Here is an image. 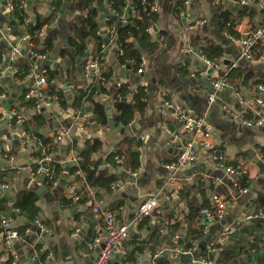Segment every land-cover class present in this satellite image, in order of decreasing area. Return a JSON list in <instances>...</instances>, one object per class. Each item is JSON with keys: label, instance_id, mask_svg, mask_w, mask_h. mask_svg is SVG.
Segmentation results:
<instances>
[{"label": "crops", "instance_id": "1", "mask_svg": "<svg viewBox=\"0 0 264 264\" xmlns=\"http://www.w3.org/2000/svg\"><path fill=\"white\" fill-rule=\"evenodd\" d=\"M54 1L57 0H27L23 6L28 14L27 22H31L37 13L49 15L54 9ZM62 1L61 10L66 12L71 0ZM128 1L133 7V0ZM154 1L158 4L157 19L150 28V33L154 40H159V36L164 35V43L153 53L142 50L140 66L144 70L139 73L136 67L120 62L117 42L108 39L110 22L115 19L111 12V0H95L94 5L98 10L96 19L101 29L99 33L103 35L105 42L100 61L102 71L108 74L110 86L117 82L128 85L126 100L129 102L133 101L137 87L143 86L147 93V106L143 111H137L129 124L118 125L113 120L116 113L113 99L105 103L99 95L100 101L107 107L110 122L105 125L97 123L90 103L87 102L84 107L91 113V125L81 131L71 127L70 119L76 107L74 100L77 88L95 83V80L85 79L82 74V65L87 57H96L95 42H89L85 57H77L74 79L66 71L68 56L61 54L64 49L75 53L74 48L69 45L66 21L58 25L59 35L54 40L53 48L44 53L46 57L35 60L26 55L23 47L26 37L30 35L26 26L13 25L10 0H0V66L6 63L13 45L20 44L23 54L18 57L15 66H32L31 73L25 78L10 71L1 78L0 94L5 93L7 96L2 104L19 108L26 114L28 122L37 113L46 121L44 125L27 130L26 126L14 123L0 126L3 133L0 146L9 155H0V171L3 181L9 185L7 189L0 191V199L6 197L11 206L20 191L34 190L39 195L38 217L50 230L40 233L36 225H33L34 220L30 221L18 208L13 215L14 225L19 227L32 224L31 234L28 235L31 236L32 243L36 244L35 248L47 251L46 257L49 256L52 261L60 264H90L95 258L96 251L92 248V242L97 234L94 224L98 219L91 210L92 200L101 202L103 208L115 209L122 206L120 215L125 220H130L145 198L155 194L173 173L166 165L173 163L179 153L180 141L176 135L187 138L189 133L184 132V126L176 117L174 109L165 107L163 101L168 99L197 112L205 111L211 80L218 72L203 62L200 52L202 47L211 43L220 45L222 55L226 58L224 68L228 67L229 60L236 59L241 52L240 44L230 38V33L221 29L222 13H230L235 30L231 34L235 36L264 24L263 1L253 0L240 5L235 0H190L188 4L183 2L178 13L175 9H178L180 0ZM73 17L76 14L70 13L68 16L69 20ZM61 19L67 20L63 17ZM50 27L43 28L41 40L50 31ZM254 55L253 61H241L237 68L240 75H233L230 79L234 87L222 91L209 111L214 128L213 143L222 149L230 163L242 164L247 168L249 192L239 195L232 186V177L218 168L207 158L205 151L200 149L197 161L177 171L174 181L166 186V191L173 196L174 202L164 205L160 215L161 226L151 218L132 226L126 241V251L132 264H152L154 255L163 248L167 250L158 257L157 264H200L197 259L206 253V247L211 242L218 247L211 256L214 264H264V216L245 219L248 213L264 212V163L257 161L258 151H264V127H246L231 114V110L239 108L236 89L244 98L249 99V106H253L250 110L258 107L253 98L264 96L258 88V84H264L260 82L264 79V43ZM45 68L57 72L53 84L63 90L66 104L61 103L58 108L54 106L49 110L33 111L26 105L24 93ZM223 104L228 105V111L223 109ZM62 128H71L73 139L70 142L66 139L55 149V158L65 167V171L55 183L48 184L44 171H32L31 156L36 152L37 144L34 141L23 143V137L29 131L45 140ZM126 136L136 139L131 146L140 151L141 165L138 169L123 165L110 168V172L115 173L118 180L110 192L101 193V199L97 188L86 184L84 179L78 180L74 175L67 174L69 166L74 164L71 162L72 154L88 138H99L103 142L102 150L94 156L98 158L114 151L116 144ZM109 166L105 162L100 165L107 169ZM215 189H219L225 196L238 197L230 200L225 218L212 221L204 232L200 225V213L203 208L213 205L211 194ZM188 191L199 202H204V207L193 216H190V208L184 197ZM76 192H84L86 195L80 201H75ZM12 210L14 208L9 212ZM76 228L81 229L77 235L74 234ZM195 239L198 248L193 254H181L174 258L172 249L175 246L185 249ZM255 242L259 249L251 248ZM29 247L25 242L7 243L0 233V264H8L10 257H13V261L9 264H34ZM124 263L121 253L112 255V264Z\"/></svg>", "mask_w": 264, "mask_h": 264}, {"label": "built area", "instance_id": "2", "mask_svg": "<svg viewBox=\"0 0 264 264\" xmlns=\"http://www.w3.org/2000/svg\"><path fill=\"white\" fill-rule=\"evenodd\" d=\"M22 7L27 0H21ZM185 4H188L190 0H183ZM240 5H246L253 0H235ZM263 1L264 0H258ZM150 11L157 12L158 4L154 0H142ZM112 7V6H111ZM133 9L127 0V5L122 12L115 10L112 7V13L120 23H128L130 21L129 9ZM10 9H13V4L10 2ZM108 39L113 42L117 40V26L114 24L108 29ZM230 38L238 42L241 46V52L234 60H229V65L224 68L226 58L221 55L220 57L210 58L206 56L201 50V57L203 62L213 70L218 72L211 80V90L207 95V106L205 111L197 112L189 109L184 104L176 101H170L165 99L163 105L174 109L176 117L182 122L184 126V132L189 133V137L184 138L176 135L179 138V153L173 163L167 164L166 167L173 170L171 176L168 177L166 183L155 193L147 198L140 204L138 212L130 220H125L120 215L119 208H103L102 203L99 201H91V210L95 214L98 221L95 222L94 227L97 230V234L93 239L92 248L96 251V256L90 264H112V255L114 253H121L123 256L124 264H132L127 251L126 241L130 236V230L135 224L142 223L146 218H151L153 221L161 226L162 219L160 217L163 207L166 203L174 202L173 196L166 191V186L172 183L175 179L176 172L194 164L198 158V152L200 149L205 151L207 158L211 159L218 168L222 169L225 174L232 177V186L239 195L247 194L249 192V185L247 183V168L242 164H232L228 161L225 153L220 147H217L213 143L214 128L209 118V111L213 105L216 104L219 98V94L222 91L231 89L234 86L230 80V71L238 68L242 60L253 61L255 60V52L258 47L264 43V24L254 29L243 32L240 36L229 34ZM159 40H164V35L159 36ZM26 55L35 60L45 58L44 53H38L34 50V42L31 40V36L28 35L23 44ZM121 51V50H120ZM23 54L22 46L13 45L8 60L3 66H0V80L9 71L12 74H20L21 70L15 66L18 57ZM7 59V58H6ZM101 57L88 56L82 65V74L85 79H93L96 84H101L106 87H110L108 77L103 73L101 67ZM127 64H134L133 59H128ZM223 65V66H222ZM44 67V66H43ZM32 70V68H31ZM30 70V73H31ZM49 68L43 69L41 74L37 76L36 81L28 86L24 93V99L26 102L31 103L28 106L33 111H42L44 109H51L55 105L61 104L60 95L58 93H52L50 91V85L54 83V79L50 80L48 75ZM144 68L141 65L137 71L143 72ZM29 73V74H30ZM29 74L27 76H29ZM26 76V77H27ZM118 86L121 82L116 83ZM73 87V86H72ZM138 88V87H137ZM259 90L264 94V84H258ZM236 95L239 100V108L231 110L232 117L239 120L244 126L251 128L264 127V96H255L253 102L258 106L250 110L253 106H249L250 103L242 96L240 91L236 89ZM6 100L5 93L0 94V126L5 124H16L18 126H24L27 122V116L19 108L8 107L2 104V100ZM102 102L108 103L111 96L107 93L100 94ZM3 100V101H4ZM224 110H227L228 105H222ZM228 111V110H227ZM251 111V112H250ZM91 113L86 107H75L71 115V127H75L81 131L87 129L91 125ZM71 128H62L57 130L53 136L48 139H42L36 137L33 133L26 131L23 137V143H29L34 141L37 145V150L32 154V171L34 173L44 171L46 177H50L52 170L50 163L55 159V149L63 143L66 139L70 142L73 139ZM144 139V137H141ZM138 149L141 147L138 146ZM40 153V155H38ZM0 155L5 157L9 156L8 153L3 151L0 146ZM61 159V158H60ZM79 153L77 150L72 154L71 162L78 163ZM120 158H118V161ZM59 161V160H58ZM257 161L264 163V151H258ZM33 164L38 165V168L33 169ZM136 171V170H135ZM79 173V172H77ZM56 182V181H55ZM54 182V183H55ZM8 184L3 181L2 172L0 171V191L7 189ZM235 194V193H234ZM86 193H75V201H79ZM237 196V195H236ZM236 196H225L219 189L212 191L211 198L213 205L211 207H205L200 213V225L204 232L207 231L209 223L214 220H222L226 216L228 204L231 199H235ZM238 197V196H237ZM17 213V209L14 208L11 212L0 215V233L7 243L12 241L23 242L18 228L14 225V216ZM264 212H251L246 214L245 219L252 220L254 218L263 217ZM33 225H36L37 229H40V233L48 232L50 229L43 223L40 217H37L33 221ZM32 224L27 225L26 234H31ZM80 228L75 229V235L80 233ZM163 231V228L160 229ZM35 248L36 244H32ZM197 239L193 240L191 245L185 249L175 246L173 250L174 258L179 257L181 254H193L197 250ZM167 248L159 250L154 255L152 264H157V259L161 256ZM218 247L215 243H209L206 247V253L198 257L197 262L200 264H214L211 258L213 253H216ZM41 252H44L42 248H35L31 255L34 264H60L57 261H52L49 256L45 260H40Z\"/></svg>", "mask_w": 264, "mask_h": 264}, {"label": "trees", "instance_id": "3", "mask_svg": "<svg viewBox=\"0 0 264 264\" xmlns=\"http://www.w3.org/2000/svg\"><path fill=\"white\" fill-rule=\"evenodd\" d=\"M10 2L13 4V9L11 10L13 17L12 24L26 26V30L28 34H30L31 40L34 42V50L38 53H47L53 48L54 40L59 35L60 31V26L57 25L59 23L58 18L63 17L67 19H64L62 22L66 21L65 24L69 31V45L74 48L75 53H72L70 49H64L61 51V54L63 56H68L66 71L68 74H71L74 79L77 57L83 58L86 56L90 41L93 40L95 42V56H102L105 42L103 35L99 33L101 29L100 23L96 19L98 16V10L94 5L95 0H71L69 3L70 8L67 12H62L61 10V6L63 5L62 0L54 1V9L49 15L37 13L31 22H27L28 14L23 9L21 0H10ZM111 2L112 7L120 12H122L127 5V0H111ZM183 2V0L179 1L178 9H175L176 13L180 11ZM132 6L133 9L130 8L128 10L130 12V21L128 23H119L115 18L111 20L110 26L114 24L117 26L116 42L119 47L118 57L120 62L126 63L128 59H133V67L138 69L142 62V50H148V52L153 53L164 43V40H154L150 33V28L157 19V12L150 11L149 8L142 4V0H133ZM70 13L76 14V17L69 20L68 16ZM220 17L221 29L225 30L227 33L234 34L235 30L233 28V21H231L230 13L225 11ZM45 26H51V29L47 32L44 39L41 40L40 34ZM201 50L210 58H216L222 55V48L220 45L214 43H211L205 48L202 47ZM1 59L0 52V63ZM17 66L21 70L20 78H25L32 68L30 64H20ZM104 74L108 77V74ZM48 75L49 79L53 80L56 78L57 72L49 69ZM233 75H240L237 68L230 71V79ZM260 82L264 83V79H261ZM128 90V85L126 83H121L120 86L114 84L110 87L92 83L88 86L77 88L74 105L76 107H83L84 103H90V109L93 112L94 120L103 125L108 124L110 119L108 117L107 107L99 99L100 94L108 93L111 95L116 109L113 120L118 125H127L135 117L137 111H143L144 107L147 106V93L143 86L137 88L133 101L131 102L126 100ZM50 91L52 93H58L62 105L66 104L65 95L62 89L59 90L56 85L51 84ZM26 105L31 106L32 104L26 102ZM44 124H46V121L42 118L40 113H37L33 116V120L26 122L25 126L27 130L30 129V127H37ZM135 140L136 139L132 136H126L116 144V149L114 151H110L105 156L94 158L95 154L102 150L103 142L99 138H88L85 140L82 147H77L80 159L78 163L69 166L67 174L70 176L74 175L78 180L84 179L86 184L97 188L100 191H98V197L101 199V193L110 192L114 183L118 180L117 175L110 172V168H113L116 165H123L131 169H138L140 167V151L131 146ZM38 155H40V153H38ZM118 158H120L119 161ZM103 162L110 164L108 169L106 167H100ZM37 168L38 165L33 164V169L36 170ZM50 168L52 173L50 177H46V180H48V184H53L61 178L65 171V167L61 165L60 161L54 159L50 163ZM184 197L190 208V216L195 215L202 207H204V202H199L197 197H195L190 191H188L187 195H184ZM38 199L39 195L34 190H23L18 192L16 199L11 206L6 197L1 198L0 215L9 212L11 208H18L30 221H33L40 216L39 208L37 206ZM26 227L27 225L19 226L17 228L23 242L30 245L29 252L32 255L35 248L32 246L33 241L31 236L26 234ZM257 242L253 243L251 248L259 249ZM46 252H41L40 260H43L46 257ZM12 261L13 257H10L7 263L9 264Z\"/></svg>", "mask_w": 264, "mask_h": 264}, {"label": "rangeland", "instance_id": "4", "mask_svg": "<svg viewBox=\"0 0 264 264\" xmlns=\"http://www.w3.org/2000/svg\"><path fill=\"white\" fill-rule=\"evenodd\" d=\"M49 59L50 58H48V61H49ZM55 108H58V105H55ZM3 136V133H2V131L0 130V137H2Z\"/></svg>", "mask_w": 264, "mask_h": 264}, {"label": "water", "instance_id": "5", "mask_svg": "<svg viewBox=\"0 0 264 264\" xmlns=\"http://www.w3.org/2000/svg\"><path fill=\"white\" fill-rule=\"evenodd\" d=\"M67 11H68V10H67ZM67 11H66V12H67ZM61 22H62V19L60 18V19H59V23H61ZM59 23H58L57 25H59ZM119 23H120V22H119ZM124 24H125V23H124ZM6 60H8V56H7V59H6ZM38 231H40L39 228H38Z\"/></svg>", "mask_w": 264, "mask_h": 264}]
</instances>
